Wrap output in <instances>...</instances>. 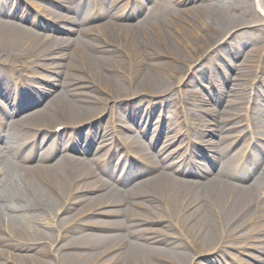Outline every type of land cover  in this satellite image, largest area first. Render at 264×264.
Masks as SVG:
<instances>
[{
  "label": "bare ground",
  "instance_id": "1",
  "mask_svg": "<svg viewBox=\"0 0 264 264\" xmlns=\"http://www.w3.org/2000/svg\"><path fill=\"white\" fill-rule=\"evenodd\" d=\"M35 1L56 26L0 0V264H226L239 239L248 258L235 264H264V28L251 3ZM204 80L216 91L198 99ZM234 141L251 144L245 159ZM171 145L188 171L161 159Z\"/></svg>",
  "mask_w": 264,
  "mask_h": 264
},
{
  "label": "rangeland",
  "instance_id": "2",
  "mask_svg": "<svg viewBox=\"0 0 264 264\" xmlns=\"http://www.w3.org/2000/svg\"><path fill=\"white\" fill-rule=\"evenodd\" d=\"M17 1H19V0H17ZM29 0H21V3L23 4V8H21V9H23V11H26L27 10V12L29 11V12H31V15H32V13H36L35 12V9H34V7L33 6H31V5H29V4H27V2H28ZM246 1H248V2H250L251 3V5H252V7H253V9H255V12H256V15H257V18H259V20H261V21H259L256 25H258L259 26V28H264V0H246ZM35 2H39V0H36ZM20 3V2H19ZM197 3H198V1H197ZM189 5H191V4H188V5H185V6H181V7H187V6H189ZM254 12V11H253ZM37 17H36V19L37 20H39V21H41V22H45V23H48L46 20H48L45 16H42V15H40V12H37ZM136 20V18L135 19H132L131 21H128V22H134ZM252 27V25H247V26H245L243 29H246V31H248V30H250L249 28H251ZM44 34H45V36H48L49 37V35L51 34L50 32H51V29L50 28H45L44 29V31H42ZM252 33H255V31H251ZM249 40V41H248ZM247 40V42H252V38L251 39H248ZM254 40V39H253ZM102 41V40H101ZM223 42V41H222ZM102 43H105V42H103L102 41ZM229 43V42H228ZM263 45H264V43H262ZM148 47V46H147ZM146 50L147 51H151L152 49H150V48H146ZM216 55H218L220 58H221V60H225L224 58V54L223 53H220L219 51H217L216 52ZM240 59V58H239ZM237 61H239L238 59H237ZM236 61V62H237ZM226 62H227V60H226ZM209 71H211V66H209L208 67V69H207V72L209 73ZM190 72V71H189ZM207 73V74H208ZM85 75H86V77L85 78H87V80H89V78L88 77H90V75L88 74V73H86L85 72ZM9 73H6V74H4L3 75V77L4 78H6L5 80H8L9 79ZM192 80V82L194 83V82H196V83H199L200 81H199V77L198 76H192V77H190V75H186L185 77H184V80H185V82L187 81V80ZM217 80H219L218 78H217ZM209 81L208 80H204V81H202L201 83H202V87H203V94L202 95H200L199 96V98L198 99H201V97H203V95H210V92H212L213 90H215L216 91V86L215 85H210L209 83H208ZM219 82H221V80L219 81ZM222 83V82H221ZM232 87V86H231ZM213 89V90H212ZM260 90V89H259ZM263 90V89H262ZM263 92H264V90H263ZM253 97V94L251 93V98ZM142 98V104L144 103V106H146L145 105V102L148 100V98H146L145 96H142L141 97ZM175 105V104H174ZM41 105L40 104H38L37 102L36 103H34V105H32L31 106V108H34V107H36L34 110H39ZM176 106V105H175ZM198 108H199V106H198V104L196 103V105L193 107V110L195 111V112H197V110H198ZM131 110V108H129V111ZM172 110H174V109H172ZM136 110L135 109H132V113H134ZM9 112H11V111H9ZM163 115H164V113H162L160 110H156V112H155V116L153 117V119L154 120H156V118L157 119H161V118H163ZM165 115L167 116H173V112H170V114L169 113H165ZM164 115V116H165ZM165 116V117H166ZM158 121V120H157ZM58 127H61V126H56L55 127V129L56 128H58ZM231 133L230 132H227L226 133V135L227 136H229ZM211 139H212V141L213 140H217V137H210ZM218 143V142H217ZM158 145L159 146H161V142L160 143H158ZM56 158V157H55ZM58 158V157H57ZM53 161H54V159H53ZM50 162H52V160H50L48 163H50ZM34 163H36V161L33 159V160H31L30 161V163H28V164H32V165H34ZM244 180H246V182H244V183H242L243 185H247L248 183H250V179H248L247 177H244L243 178ZM102 218H104V217H101L100 216V219H102ZM5 237V236H4ZM257 237H259V235H256V236H253V238H257ZM243 241V239H239V240H237V241H234V242H232L233 243V245H234V247H236V248H231L230 250H229V253L227 254V256H226V258H225V260H224V262L226 263V264H235L236 262H237V260L238 259H243V260H247V255H246V257L243 255V254H241L239 251H238V247H239V243H241ZM228 242V241H227ZM10 243H12V244H15L14 246H17V245H21V247H22V245H29L28 244V242L27 241H24V240H22V239H11L10 240ZM228 243H230V242H228ZM232 245V244H231ZM11 248L12 247H2V249H4L6 252H8V253H10L11 252ZM51 251H53V248L51 249ZM246 252H248V253H253V254H255V251L253 250H247V251H245V253ZM194 259H198L199 261H201V262H205V264H211V262H212V258L211 259H209V258H207L206 257V255H198V257L196 256ZM202 264H204V263H202Z\"/></svg>",
  "mask_w": 264,
  "mask_h": 264
}]
</instances>
